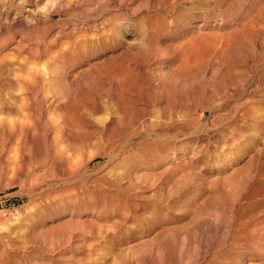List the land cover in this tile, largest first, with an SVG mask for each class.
<instances>
[{
  "label": "rangeland",
  "instance_id": "374dc122",
  "mask_svg": "<svg viewBox=\"0 0 264 264\" xmlns=\"http://www.w3.org/2000/svg\"><path fill=\"white\" fill-rule=\"evenodd\" d=\"M263 163L264 0H0V264H264Z\"/></svg>",
  "mask_w": 264,
  "mask_h": 264
},
{
  "label": "bare ground",
  "instance_id": "6f19581e",
  "mask_svg": "<svg viewBox=\"0 0 264 264\" xmlns=\"http://www.w3.org/2000/svg\"><path fill=\"white\" fill-rule=\"evenodd\" d=\"M69 1V0H68ZM227 159V158H226ZM264 165V163H263ZM262 166V165H261ZM258 175H257V178L254 180L253 184H252V188L251 190L249 191L248 195L247 196H244L245 197V200L247 198H252L255 194H257L258 192L260 191H264V166L260 167L258 170ZM243 197V198H244ZM243 202V201H242ZM238 203V202H237ZM243 203L241 204L240 203V206L236 209V213H235V218H236V223L238 224H241L242 222L245 221V208L244 206H242ZM238 218V219H237ZM237 224V225H238ZM246 225V224H245ZM235 233V232H234ZM233 234V233H232ZM233 236V235H232ZM236 236V235H235ZM237 236L238 235V232H237ZM236 238V237H235ZM241 238V237H240ZM240 238H238L240 240ZM232 240L236 241L235 239L232 238ZM238 240V241H239Z\"/></svg>",
  "mask_w": 264,
  "mask_h": 264
}]
</instances>
